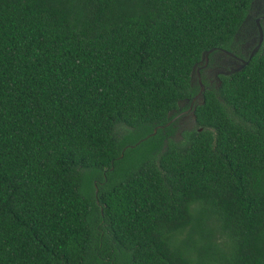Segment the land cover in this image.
<instances>
[{"label": "trees", "instance_id": "trees-1", "mask_svg": "<svg viewBox=\"0 0 264 264\" xmlns=\"http://www.w3.org/2000/svg\"><path fill=\"white\" fill-rule=\"evenodd\" d=\"M255 1L0 0V264H264Z\"/></svg>", "mask_w": 264, "mask_h": 264}, {"label": "flooded vegetation", "instance_id": "flooded-vegetation-1", "mask_svg": "<svg viewBox=\"0 0 264 264\" xmlns=\"http://www.w3.org/2000/svg\"><path fill=\"white\" fill-rule=\"evenodd\" d=\"M259 29L262 30L264 38V0H257L254 2L241 30L242 41L239 45V50H235L234 52L227 50L218 52L213 51V53L208 56V60L205 63L199 64L197 67V69L199 68V74H195L198 84L200 79L201 82L203 80L207 81L210 86L215 87L220 82V77L225 76V74L220 73L221 71L229 72L231 75L232 70L237 68L236 65L241 63L240 60L247 61L254 48L259 44ZM262 47H264V41L259 49ZM196 79L193 78V81ZM191 101L185 102L182 107L186 105L187 108L176 114L171 121L176 122L179 134L184 129H191L194 127L195 123L192 113L195 112L194 108L198 101L194 103L193 107Z\"/></svg>", "mask_w": 264, "mask_h": 264}, {"label": "water", "instance_id": "water-1", "mask_svg": "<svg viewBox=\"0 0 264 264\" xmlns=\"http://www.w3.org/2000/svg\"><path fill=\"white\" fill-rule=\"evenodd\" d=\"M254 4V3H253ZM253 4H252V6H253ZM248 17V16H247ZM247 19V18H246ZM259 33H260V38H259V44H258V46L257 47H255L254 48V50L252 51V53L250 54V56H249V59L254 55V54H256L257 53V51H258V49L260 48V46H261V44H262V42L264 41V38H263V34H262V30L261 29H259ZM211 53H213V50H210V51H207V52H204L203 54H202V57H201V61H200V63L199 64H203V63H205L207 60H208V56L211 54ZM240 64H237L236 65V69H234V70H232V74L233 73H237V72H239L240 70H242L246 65H247V61H245V60H240ZM196 73H198L199 74V68L197 69L196 68V66L193 68V71H192V81H193V78H194V75L196 74ZM220 73H222V74H225V75H230L229 74V72H223V71H221ZM220 83H218V85H219ZM217 85V86H218ZM199 87H200V90H199V92H198V94L192 99V101H191V105H192V107H193V105H194V103L196 102V101H198V104H203V93H204V91H205V87H204V85L202 84V82H201V80L199 79ZM195 109H196V107L194 108V111H195ZM194 112L192 113V117L194 118ZM154 133H156V129L154 130Z\"/></svg>", "mask_w": 264, "mask_h": 264}]
</instances>
